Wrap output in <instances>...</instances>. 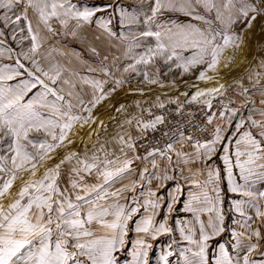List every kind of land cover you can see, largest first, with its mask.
Wrapping results in <instances>:
<instances>
[{
    "label": "snow or ice",
    "instance_id": "6c2138e0",
    "mask_svg": "<svg viewBox=\"0 0 264 264\" xmlns=\"http://www.w3.org/2000/svg\"><path fill=\"white\" fill-rule=\"evenodd\" d=\"M144 3L147 9H120L121 25L143 30L118 35L110 20L97 15L110 4L0 0V60L15 57L12 64L0 63V264H120L124 253L125 264H149L150 241L174 231L180 240L173 238L162 250L161 264H264V190L256 188L264 184V59L247 75L251 87L244 77L229 82L234 68L244 66L245 34L264 19V0ZM93 23L100 31L92 39L122 46V57H101L86 31ZM61 36L79 41L97 58L77 55L86 74L55 62L58 49L45 50ZM9 37L19 52L4 46ZM186 76L195 78L197 84L185 85L196 91L167 104L177 105L179 115L185 106H201L204 128L193 125L206 133L201 138L173 132L163 146H145L147 134L166 117L153 116L140 101L135 114L124 104L115 108L124 119L112 135L93 114L125 85L129 95L143 97V87L131 90L133 80L174 90ZM165 106L157 95L152 107ZM144 113L153 118L146 120ZM217 157L227 191L238 197L230 211L239 219L225 211ZM186 186L180 211L190 218L177 220L174 229L169 219ZM229 219L240 230H231L230 247L217 241L210 260V241L229 234Z\"/></svg>",
    "mask_w": 264,
    "mask_h": 264
},
{
    "label": "rangeland",
    "instance_id": "374dc122",
    "mask_svg": "<svg viewBox=\"0 0 264 264\" xmlns=\"http://www.w3.org/2000/svg\"><path fill=\"white\" fill-rule=\"evenodd\" d=\"M74 3H76L78 6H91L93 4L95 5H105L107 4V0H73ZM3 10H0V14H2ZM30 17L32 16L31 12L29 13ZM98 16L102 17L104 20H108V13L106 12L98 13ZM33 22L35 23V19L33 18ZM21 25L23 26V22H21ZM0 26H2V22H0ZM54 27L59 28L58 24H53ZM87 34L89 37V41L96 47L99 48L101 52V57L103 55H109V47L107 45H101L95 40L92 39L93 33L99 32L100 30L96 29L95 23H93V26L91 29H87ZM26 35V31H25ZM50 35V34H49ZM57 40L59 42H57ZM25 46L30 44V41L24 42ZM5 47L11 46L16 52L20 51V48L17 46L15 42L11 40L9 37L6 41ZM45 50L48 48H55L59 51H54L52 53V56L54 58L55 62H58L62 66L66 67L69 72H79L81 74L87 73V68L85 65H83L80 60L77 59V55H79L83 60L95 62L97 58L93 55H91L85 48L84 45H82L79 41H75L70 37H58L57 39H50L45 45ZM61 52L64 53L61 55ZM15 57H13L11 60H0V63H14ZM68 72L65 73L66 76H68ZM110 98V96H109ZM108 98V99H109ZM104 102V101H103ZM102 102V103H103ZM102 103L97 106L96 109H94V115L99 116V114L104 113L105 111L102 110ZM111 107V106H110ZM106 125L108 128V133L112 135L111 130V120L106 121ZM104 133L101 132V137H103Z\"/></svg>",
    "mask_w": 264,
    "mask_h": 264
},
{
    "label": "bare ground",
    "instance_id": "6f19581e",
    "mask_svg": "<svg viewBox=\"0 0 264 264\" xmlns=\"http://www.w3.org/2000/svg\"><path fill=\"white\" fill-rule=\"evenodd\" d=\"M111 100L110 98L107 99L106 101H104L101 105L102 107V110L105 111L104 113L102 114H99V118L100 119H103L106 123L107 120H109V117L111 116ZM77 146H80L79 145V139L77 138Z\"/></svg>",
    "mask_w": 264,
    "mask_h": 264
}]
</instances>
